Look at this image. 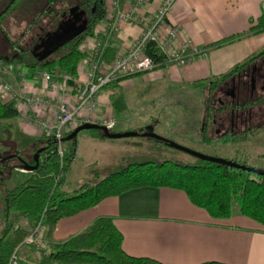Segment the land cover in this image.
Instances as JSON below:
<instances>
[{
  "label": "trees",
  "instance_id": "1",
  "mask_svg": "<svg viewBox=\"0 0 264 264\" xmlns=\"http://www.w3.org/2000/svg\"><path fill=\"white\" fill-rule=\"evenodd\" d=\"M30 1L36 2V0L15 1L10 9L29 13L30 18V15L37 12L30 11ZM90 5L93 7L92 19L84 32L67 41L55 53L43 60H38L26 49H20L18 61L32 68L40 66L49 71L57 69L71 75H78L79 63L86 55V51L81 50L79 44L85 35L93 36L96 24L105 15L104 0H90ZM249 23L247 33L264 31V13L260 12L256 18H250ZM242 34L225 36L211 42L210 45H220ZM6 38L10 40L7 35ZM10 43L13 46L19 44L14 40ZM114 52L113 47L105 45L103 56L110 58ZM146 52L154 60L161 58L150 42L146 45ZM262 52H264V46L215 78L217 80L226 78L236 70L245 67ZM138 74L140 73L121 76L117 80ZM117 80L106 84L104 89L111 87ZM15 115L16 108L12 101L0 99V119L12 118ZM94 131L106 137L101 130L94 129ZM135 131L139 134L149 132L145 127ZM68 133L62 137L65 142L61 157L56 153L55 140L41 134L38 140H33L29 144L26 153L14 151L10 154H0L1 264L6 262L11 251L19 245L38 221L44 228L43 234L48 236L57 219L91 207L103 197L143 185L180 189L193 205L205 210L212 218L228 217L232 211L231 202L235 200L237 212L255 221L264 229V172L240 168L237 164L251 165L239 155L229 159L232 165L194 156L190 161L165 158L129 162L103 176L98 177L95 174L96 178L93 182L83 183L67 193L61 188L66 181L69 163L74 159L77 151V133L66 139L65 136ZM141 135L150 137L149 134ZM152 139L164 143L162 140ZM34 152H37L36 160L33 158ZM6 158H10L8 166L10 169L24 164L35 166L30 175L8 187L4 182L9 175L3 170L4 165H7ZM256 169L264 171L263 168ZM45 235L40 248L30 244V248L38 254L37 258L29 263L19 260V264H175L161 262L148 256L127 254L121 247L122 234L115 226L112 217L108 215L95 217L82 230L62 240H47L44 238ZM194 264L229 263L207 260Z\"/></svg>",
  "mask_w": 264,
  "mask_h": 264
},
{
  "label": "crops",
  "instance_id": "2",
  "mask_svg": "<svg viewBox=\"0 0 264 264\" xmlns=\"http://www.w3.org/2000/svg\"><path fill=\"white\" fill-rule=\"evenodd\" d=\"M261 1L173 0L165 23L177 24L183 37H189L207 50L204 56L193 62L182 67L172 66L164 73L175 82L204 81L226 72L237 62L259 51L264 46V31L247 33V30L249 19L260 14ZM158 2L147 0L145 15ZM99 26L100 22L94 31ZM140 28V24L127 22L120 33L103 38L104 44L117 51ZM238 33L243 34L220 45H210L211 42ZM9 80L15 84L13 77H9ZM110 93V90L103 89L99 96L101 108L106 112L111 108L108 101ZM116 124L113 130H126L118 128ZM24 125L21 128L39 136L32 126ZM102 137L99 134L92 139L104 143L105 137ZM100 215L112 217L122 234L121 247L130 255L148 256L175 264H194L207 260L229 264H264V229L239 214L237 206L228 217L212 218L205 210L193 205L182 190L167 186H137L103 197L91 207L57 219L50 235L44 234V238L53 241L65 239ZM20 247V261L29 263L37 258L38 254L30 246Z\"/></svg>",
  "mask_w": 264,
  "mask_h": 264
},
{
  "label": "rangeland",
  "instance_id": "3",
  "mask_svg": "<svg viewBox=\"0 0 264 264\" xmlns=\"http://www.w3.org/2000/svg\"><path fill=\"white\" fill-rule=\"evenodd\" d=\"M1 18L3 19L0 22V60L15 62L19 58V53L12 49L16 45L13 46L10 41L14 40L20 44L30 36L26 33L28 27L25 25L29 13L8 9ZM6 35L10 40L6 38ZM92 38V35H85L79 48L87 51L92 43ZM9 76H5V79ZM196 82L198 84H195V81L186 80L175 82L165 73L155 71L120 78L108 88L111 91L108 100L111 108L107 107L109 112L104 110V113L113 115L117 121L116 126L122 129L126 128L123 131H128L131 128L138 130V127L142 125L150 133L194 151L221 158L239 155L248 164L264 169V132L257 134L247 142L230 145L217 142L205 144L198 139L202 81ZM18 121L17 115L12 118L0 119L1 155L14 151L26 153V148L32 142L31 140H38L37 134L21 128L23 124ZM24 124V126L31 127V123ZM98 135V131H94V129H81L77 132L78 150L74 159L69 163L65 176L66 181L61 188L67 193L72 192L83 183L93 182L96 178L95 174L98 177L103 176L129 162L165 158L192 160L190 154L141 134L120 138L105 137L104 143H98L97 140L92 139L93 136ZM64 142L65 139L62 140V144ZM6 159L7 165H4L5 168H3L5 174L9 175L4 182L6 186H12L31 174L32 171L26 167L22 170L16 166L10 169L8 167L10 158ZM231 206L232 209L237 206L235 200H232ZM20 222L23 223V221ZM31 231L32 228L19 243L18 253L20 246H30V244L26 245L24 241Z\"/></svg>",
  "mask_w": 264,
  "mask_h": 264
},
{
  "label": "built area",
  "instance_id": "4",
  "mask_svg": "<svg viewBox=\"0 0 264 264\" xmlns=\"http://www.w3.org/2000/svg\"><path fill=\"white\" fill-rule=\"evenodd\" d=\"M172 1L159 0L145 15L147 0H104L105 15L94 31L78 75L57 69L49 71L40 66L32 68L18 60H0V99L12 101L20 124L31 123L38 134L52 137L59 157L64 150L63 135L77 125L97 123L111 130L116 119L104 113L99 101L106 84L121 76L154 70L164 73L172 66L182 67L206 53L205 46L183 37L177 24L165 23ZM260 8L264 13V0ZM127 22L140 24L139 32L110 58H105L103 38L120 33ZM149 42L161 55L159 60L146 52ZM8 75L14 78L15 84L9 77L5 79ZM17 168L24 169L23 166ZM43 232L38 221L24 243L40 248ZM4 264H19L18 246Z\"/></svg>",
  "mask_w": 264,
  "mask_h": 264
},
{
  "label": "flooded vegetation",
  "instance_id": "5",
  "mask_svg": "<svg viewBox=\"0 0 264 264\" xmlns=\"http://www.w3.org/2000/svg\"><path fill=\"white\" fill-rule=\"evenodd\" d=\"M15 1L21 0L0 1V17ZM30 6V11H37L25 23L28 27L26 33L30 36L17 44L15 49H26L33 56L42 48L37 44L43 43L46 37L51 39L61 27L73 28L83 23L84 32L92 19L90 0H36L30 1ZM200 88L201 111L197 133L201 142L223 145L243 143L264 132V52L226 78L205 79Z\"/></svg>",
  "mask_w": 264,
  "mask_h": 264
},
{
  "label": "water",
  "instance_id": "6",
  "mask_svg": "<svg viewBox=\"0 0 264 264\" xmlns=\"http://www.w3.org/2000/svg\"><path fill=\"white\" fill-rule=\"evenodd\" d=\"M84 24H78L76 26H74L73 28H69V27H61L60 31L58 32H54L52 34L51 39H48L46 37L45 41L41 44H37V47L42 46L41 50L37 51L34 55L37 56L38 60H43L44 58H46L57 46L61 45L62 43L68 41L69 39H71L72 37L76 36L77 34L81 33L84 30ZM81 129H98L101 130L104 135L108 138H120V137H124V136H132L135 134H139L138 131L135 130H128V131H115V130H108L106 129L104 126L99 125L97 123H90V122H84L81 123L79 125H77L76 127H74L66 136L65 138H71L73 135H75L79 130ZM141 134H149L150 137L158 139V140H162L166 145L173 147L175 149L181 150L183 152H186L188 154H190L191 156L200 158V159H204V160H210L213 162H217V163H222V164H228V165H232V162L229 159L226 158H221V157H216V156H212V155H207V154H203L197 151H194L192 149L186 148L182 145H179L173 141L167 140L159 135L150 133V132H142ZM37 157V152H34L33 154V158L34 160H36ZM237 164V163H236ZM240 168L243 169H247L249 171H254V172H259L262 173L264 172L263 170H257L256 168L252 167V166H245V165H240L237 164ZM35 165H27L24 164L23 167H26L29 170H32L34 168Z\"/></svg>",
  "mask_w": 264,
  "mask_h": 264
}]
</instances>
